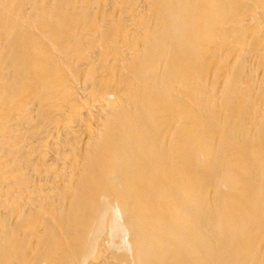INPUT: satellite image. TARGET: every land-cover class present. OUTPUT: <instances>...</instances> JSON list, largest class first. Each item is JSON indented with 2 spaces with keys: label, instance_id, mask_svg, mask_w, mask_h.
I'll use <instances>...</instances> for the list:
<instances>
[{
  "label": "bare ground",
  "instance_id": "1",
  "mask_svg": "<svg viewBox=\"0 0 264 264\" xmlns=\"http://www.w3.org/2000/svg\"><path fill=\"white\" fill-rule=\"evenodd\" d=\"M0 264H264V0H0Z\"/></svg>",
  "mask_w": 264,
  "mask_h": 264
}]
</instances>
